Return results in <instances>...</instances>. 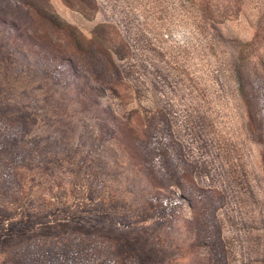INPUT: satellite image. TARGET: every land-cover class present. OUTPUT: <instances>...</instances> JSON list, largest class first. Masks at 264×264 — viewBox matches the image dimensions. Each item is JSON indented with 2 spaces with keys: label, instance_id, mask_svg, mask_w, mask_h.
Masks as SVG:
<instances>
[{
  "label": "rangeland",
  "instance_id": "1",
  "mask_svg": "<svg viewBox=\"0 0 264 264\" xmlns=\"http://www.w3.org/2000/svg\"><path fill=\"white\" fill-rule=\"evenodd\" d=\"M238 71L264 140V0H0V264H264Z\"/></svg>",
  "mask_w": 264,
  "mask_h": 264
},
{
  "label": "trees",
  "instance_id": "2",
  "mask_svg": "<svg viewBox=\"0 0 264 264\" xmlns=\"http://www.w3.org/2000/svg\"><path fill=\"white\" fill-rule=\"evenodd\" d=\"M41 17H43L50 23L53 22L49 16ZM53 24L56 25L55 23ZM237 79L239 90L246 107L250 129L256 140L262 145L261 158L264 167V140L261 136V126L259 124V121H257L256 119V112L250 102L249 97L246 94L240 71L237 72ZM25 252L26 253H23L22 255L24 256L22 258L23 264H46V262H48V264H69L73 261L81 260L87 253L84 247H77L74 244H67L65 242L54 244L47 253L44 252L43 249L41 250L38 247L28 248L25 250ZM34 255H36L38 258H35Z\"/></svg>",
  "mask_w": 264,
  "mask_h": 264
}]
</instances>
